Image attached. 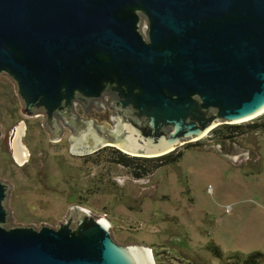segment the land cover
<instances>
[{
  "label": "water",
  "instance_id": "obj_1",
  "mask_svg": "<svg viewBox=\"0 0 264 264\" xmlns=\"http://www.w3.org/2000/svg\"><path fill=\"white\" fill-rule=\"evenodd\" d=\"M0 74L73 154L165 155L264 112V0H0ZM104 97L110 124L79 116ZM10 188L0 178V264H150L82 207L12 224Z\"/></svg>",
  "mask_w": 264,
  "mask_h": 264
},
{
  "label": "rangeland",
  "instance_id": "obj_2",
  "mask_svg": "<svg viewBox=\"0 0 264 264\" xmlns=\"http://www.w3.org/2000/svg\"><path fill=\"white\" fill-rule=\"evenodd\" d=\"M20 108L12 80L0 74V178L11 185L12 224L56 227L78 206L104 220L116 242L143 246L154 264H241L235 253L254 251L264 264V128H242L221 143L210 130L177 147V163L136 179L114 161L111 146L73 154L67 128L49 140L43 116ZM22 122L28 155L18 163L12 142Z\"/></svg>",
  "mask_w": 264,
  "mask_h": 264
},
{
  "label": "trees",
  "instance_id": "obj_3",
  "mask_svg": "<svg viewBox=\"0 0 264 264\" xmlns=\"http://www.w3.org/2000/svg\"><path fill=\"white\" fill-rule=\"evenodd\" d=\"M242 128L247 130H260L264 128V113L257 117L254 121L246 124H220L211 130L213 137L219 141V143L232 139L234 135L243 133L240 132ZM113 148L115 154V162L126 167L130 175L136 179L146 176L152 169L157 168L162 165L177 163L181 158L183 153L176 152L173 150L165 155L157 157H138V156H128L127 154L121 152L120 150ZM155 161H160L161 163L154 164ZM210 250L216 254L217 257L222 255L220 248L215 245H209ZM238 259H241V264H259L263 253L259 251H254L248 255H243L240 253H235Z\"/></svg>",
  "mask_w": 264,
  "mask_h": 264
},
{
  "label": "flooded vegetation",
  "instance_id": "obj_4",
  "mask_svg": "<svg viewBox=\"0 0 264 264\" xmlns=\"http://www.w3.org/2000/svg\"><path fill=\"white\" fill-rule=\"evenodd\" d=\"M110 100L111 99L109 97H104L101 100L93 101L86 108L82 107L80 104H77L76 105V111L78 112L80 117H84V118H90L91 117L97 123H100L101 121H98V119L95 118V115L99 114L101 116H107L109 114L111 116L112 110L110 109V105H109Z\"/></svg>",
  "mask_w": 264,
  "mask_h": 264
},
{
  "label": "bare ground",
  "instance_id": "obj_5",
  "mask_svg": "<svg viewBox=\"0 0 264 264\" xmlns=\"http://www.w3.org/2000/svg\"><path fill=\"white\" fill-rule=\"evenodd\" d=\"M22 131H23V129L21 127L20 128L18 127V129L16 131V136L12 142L13 157L18 163H22L27 159V150L19 139V136L22 133ZM145 251H146V255H147V258L149 260V263L153 264L151 253L148 250H145Z\"/></svg>",
  "mask_w": 264,
  "mask_h": 264
}]
</instances>
